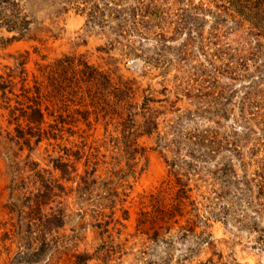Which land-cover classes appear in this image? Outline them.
I'll use <instances>...</instances> for the list:
<instances>
[{"label":"rangeland","instance_id":"rangeland-1","mask_svg":"<svg viewBox=\"0 0 264 264\" xmlns=\"http://www.w3.org/2000/svg\"><path fill=\"white\" fill-rule=\"evenodd\" d=\"M225 6L0 0V264H264V29ZM45 182L63 226L17 229Z\"/></svg>","mask_w":264,"mask_h":264},{"label":"trees","instance_id":"trees-1","mask_svg":"<svg viewBox=\"0 0 264 264\" xmlns=\"http://www.w3.org/2000/svg\"><path fill=\"white\" fill-rule=\"evenodd\" d=\"M226 4H229L228 10L234 11L236 16L240 18L241 21L252 22V27L256 30L264 29V0H223ZM236 17V18H237ZM189 18V19H188ZM187 19L191 21L189 15ZM190 21L181 20L180 25L183 28H186L190 25ZM248 22V23H249ZM258 28V29H257ZM258 30V31H259ZM88 68V67H87ZM31 105L26 108H18L11 112V115L14 117V122L16 123V139H9V143L15 146H21V149L24 147H31L32 139H36L37 143L41 142L44 137H52L53 131H56L51 127L50 131L43 129L45 114L42 110L41 100L37 99H27ZM25 121V127H22L20 122ZM0 132V139H1ZM54 138V137H53ZM15 140L17 142H15ZM22 141V142H21ZM134 145V143H133ZM1 146V143H0ZM132 146V143H131ZM135 149V148H134ZM11 168V167H10ZM57 169H60L64 176L70 174V166L67 164H62L58 166ZM11 171V169H10ZM14 173V172H13ZM15 174V173H14ZM21 184V182H18ZM17 183V184H18ZM13 184L11 182L10 189L12 190V195H14V203H12V208L17 209L18 205L16 201H19L21 196L18 195V190L20 185ZM59 185V184H58ZM64 188L60 186H54L51 183H43L41 190L38 192V195L34 197L32 201L34 204L23 203L21 205L22 209L20 213V220L17 223V229L20 225L27 227V232L38 233V231L43 230L45 226L48 227H61L64 224L62 211L52 212L50 215H43L42 207L53 202L54 199L61 198L63 196ZM16 199V200H15ZM16 202V203H15ZM13 211V209H12ZM18 233V230L15 231ZM43 246H45V240L42 241ZM48 246V245H47ZM46 246V247H47ZM42 250V249H41ZM39 257L38 252L34 255Z\"/></svg>","mask_w":264,"mask_h":264}]
</instances>
